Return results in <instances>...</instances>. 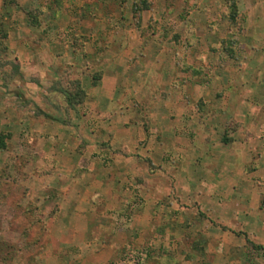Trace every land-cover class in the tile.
<instances>
[{"label": "rangeland", "instance_id": "rangeland-1", "mask_svg": "<svg viewBox=\"0 0 264 264\" xmlns=\"http://www.w3.org/2000/svg\"><path fill=\"white\" fill-rule=\"evenodd\" d=\"M6 1L0 0L1 8ZM15 1L3 10L7 37L0 48L5 143L0 148V264H158L164 228L156 216L149 220L154 230H147L144 187L154 204L147 213L153 215L160 205L169 218L185 215L182 225L193 212L205 221L201 199H221L228 190L239 196L240 189L230 190L228 173L217 171L229 165L225 152L243 142L241 127L251 126L249 118L262 122L264 136V60L258 59L264 55V29L247 24L258 17L264 22V13L237 12L232 22L227 0ZM34 9L43 10L37 28L25 18ZM246 32L258 33L257 41H239ZM21 42L28 57L19 55ZM128 48L131 54L123 62L135 81L139 75L150 77L149 83L130 87L122 100L127 110L105 102L96 108L97 88L115 67L113 52ZM63 53L64 59L52 60ZM70 82L84 92L74 107L59 92L64 86L74 89ZM116 113L129 115L124 126L135 141L128 148L112 145L116 131H109L120 125L112 116ZM115 154L126 157L124 162L135 159L137 171L119 175L117 181L127 185L115 189L130 194L129 207L121 213L111 206L102 215L97 203L69 209L71 199L61 195L73 185L88 186L89 175L99 174L96 166L119 164ZM253 160L242 164L235 158L234 165H243L247 173ZM62 161L67 166L59 175L55 169ZM90 165L95 167L88 171ZM234 176L237 186L240 177ZM251 180L261 187L264 177ZM259 187L244 189L241 196H261L263 202ZM227 225L239 228L237 220ZM254 246L249 261L259 257L264 264V246Z\"/></svg>", "mask_w": 264, "mask_h": 264}, {"label": "crops", "instance_id": "crops-1", "mask_svg": "<svg viewBox=\"0 0 264 264\" xmlns=\"http://www.w3.org/2000/svg\"><path fill=\"white\" fill-rule=\"evenodd\" d=\"M234 1L237 5L236 6L237 12L242 11L243 13H247V14L264 13V0H234ZM1 14L4 17H6L7 15L5 12H3V7L1 8V4H0V15ZM5 19L6 18H4V21ZM260 21L261 19L258 17L256 21H250V20L247 21V24H250V26L253 25V27H255L256 29H261V28L264 29V22H260ZM258 35L259 34L255 32L253 33V36H250L246 32V34H243L241 35V37H238V40L239 41L244 40L246 42L257 41ZM249 37H254V38L251 39ZM47 45L49 44L47 43ZM87 45L88 44L85 43V50L87 49ZM17 46H18L17 50L19 52V55L21 57L22 56L28 57V55L26 54L27 49L25 48V43L24 42L17 43ZM63 50L64 49H62L61 52H63ZM130 51L131 48H128L126 49V51L124 50L122 52L117 51L119 52V54L117 52H113L112 56L115 57L114 60L115 67L113 71H110L109 75L107 74L108 76L107 75L103 76V79L101 80L102 82L100 86L97 88V94H99L98 95L99 101L94 103V105H96V108L99 107L98 105H100L101 102L102 103L105 102V105L109 103L110 105L112 104L113 105L111 106L112 108L121 106L122 108H125L127 110L128 104L123 105L122 100L123 97L129 93L128 91H131L130 87L132 89L133 85H137V84L143 85L145 81H148L149 83L150 77L144 78L139 75H138L139 78L138 81H135L136 78L134 77V75H132L129 72L130 67H128L127 63L123 62V58H126L128 55L131 54ZM64 55L65 54L63 53V55L58 58L57 57L55 58V56L52 55V60L55 59L56 61H59L60 59H64ZM258 59L259 61H263L264 55L259 57ZM116 65L118 67L117 70H115ZM258 74H260V71H258ZM262 75L264 76V73H262ZM156 79H157V84H161L160 75H158ZM258 86L259 85H257V87ZM123 88H125V90L119 96L118 91H120ZM119 102L121 104H119ZM241 104L242 105L247 104L248 106L251 105L248 104V102L245 100H242ZM119 115L120 114L118 113L112 115L116 118V123L120 124L119 127H117L118 129L116 128L117 130H115L114 128L109 131L110 133L116 131V134L113 135L112 145L117 146L118 144H122L128 148L129 145H132L133 140L135 141V139H133L132 135L129 133V129H125L124 126L125 121L129 119L128 118L129 115L127 114V116L125 117H119ZM245 120H246L245 116L239 118V121H241L243 124L246 123ZM248 123H250L251 125L250 127L245 128L243 127L244 125L241 127L244 129L245 132L243 135L241 134L243 137L242 138L243 142L240 145H238V148H236L237 150L233 149L232 151L225 152V154H227V161L229 162V165L226 164L224 168L217 171L225 174L228 173L227 181L230 180L229 181L230 190H235L236 188L240 189L242 192L244 189L253 190V188H257L259 186H256V184H254V182L251 179L252 178L254 179L255 177H259L261 179L264 177V136L262 135L263 132H261L263 131L261 130L262 122L259 120V122L257 123V118L255 117V119L249 118ZM121 127L123 128V130L121 129ZM248 140H251V142ZM60 141L61 143L65 142V138L60 137ZM147 151L145 153H147ZM62 154L64 155V151ZM148 154H150L151 156L155 155L150 151L148 152ZM114 157L116 160L115 162L119 164L115 165L112 168L96 166L99 174L89 175L88 186L83 185L80 188V186L73 185L72 188H69L68 192H64L63 195H61L60 193L58 194L59 196L61 195V197L64 199H71V202H69L70 204L69 209L71 206H75L79 204L84 206H89L88 204L90 203L92 205L97 203L96 207L98 210L96 211H101V215H102L111 206H113V210H116L118 212L121 211L124 212L122 207L124 208L127 206L129 207L128 202L131 200L130 194L129 196L125 193L121 194V192L119 191L115 192V189H118V185H127L123 181L122 182L117 181L118 180L117 177H119V175H121L122 173H127L131 171L132 173H134L135 171H137L135 170L134 167L136 165V163L134 162L135 159L133 157H130V162H128V160L124 162L121 159L126 157L116 154L114 155ZM154 157H157V155ZM249 157L254 159L253 160L254 164L251 165V170L249 169L247 173H246V168L243 167V165L242 166L241 165L236 166V164L234 165V163L236 162L235 158L238 159L239 163L241 162L242 164H244L247 163L246 159ZM63 160H65L64 157ZM65 162L62 161L56 165L55 173H58L59 175L60 174L64 175L62 173L65 172L66 170L65 166H67V163ZM128 165L134 167V169L129 168ZM94 167H95L94 165H90L88 167V171L94 169ZM259 168L262 170L260 174L257 173ZM145 169L143 170L144 172H146ZM105 174L106 176L108 174L109 177L112 179L107 180L105 178ZM235 174H238L240 177V179L238 180L239 182H237L239 186L238 185L234 186L236 182L233 184L234 181L232 179V176L236 177L234 176ZM143 182L145 183V181ZM206 184L209 183L207 182ZM260 184L262 189H264V182H260ZM177 187L179 188L180 184H177ZM75 189H77L76 191L77 194L74 192ZM145 190L147 189H145L144 187L145 196L143 195L144 196L143 198L145 200V204L147 205L146 210L148 212V210H150L149 205H154V204H152L153 201L149 200L151 196H148V192L146 193ZM241 191H239L238 198H235L233 193L229 194L230 191L228 190L226 196H224L221 199L213 198L212 196H207L206 198L201 199L199 203L201 205L206 204V207L205 205L203 206L207 213L205 221L204 218L202 217L200 218L197 216V212L191 213L190 210L191 213L189 214L190 222L187 225H182V222L186 221L185 215L183 216L184 218H182V216L180 215L175 216V214H170L169 215L170 218H169L165 214V209L162 207L160 209V205H158L157 212L154 213L155 216H153L154 214L149 215V213L145 211L146 213V214L144 213L145 220L148 219L147 230L150 231L154 230L153 229L154 226L150 225L149 220H151V218H155L156 216L159 220V223L160 224L162 223L161 226L164 228L162 232V236H164L165 242H162L160 244L163 247V249L161 250L160 256L158 258V264H250V263L261 264L260 260L258 259L259 257H255L256 259L254 258L255 260H252L250 262L248 252L252 250L253 246L256 244L261 245L262 247L260 246V248H263L264 246L263 243L264 227L263 224L261 225L260 223L264 221V215L262 214V212H264V208L262 207V205H264V201L261 202L260 201L261 196L260 197L255 196L254 194H253L254 198L246 199L245 196L244 197L241 196L243 195ZM123 195L125 198H121V196ZM148 197L150 198L148 199ZM73 198H76V201L73 200ZM190 199L193 200L191 197ZM78 208L80 207L78 206L77 209ZM198 220H202V221H200V223H196L198 222ZM230 220L232 221L237 220L239 224V228H234L233 225H232L233 227L227 225V222H229ZM213 222L220 225L221 227H218V225H216V227L212 226ZM114 250L115 249L110 248L108 251L113 253ZM119 250L121 249L119 248Z\"/></svg>", "mask_w": 264, "mask_h": 264}, {"label": "trees", "instance_id": "trees-1", "mask_svg": "<svg viewBox=\"0 0 264 264\" xmlns=\"http://www.w3.org/2000/svg\"><path fill=\"white\" fill-rule=\"evenodd\" d=\"M15 3H16L15 0H7L5 3H3V10H5V8L7 9V7H11L12 5H15ZM226 4H227V7L226 6L225 7L227 8L226 13L228 14V18L232 22H235L236 18H237V7L235 4V1L234 0H227ZM42 12H43V10H41V9L27 10L25 12V18H26L27 24L32 28H37L38 26H40L41 21H40L39 16L42 14ZM2 20H3V16L1 14L0 15V48H2V46H3L2 41L4 39H6V37H7L5 23ZM61 82H59V83H61ZM68 84L73 85L74 89L71 90L70 86H67V87L64 86L61 89H59V92H60V94L63 95L67 105L74 107L75 105L79 104L83 100L84 92L79 87L78 82H70ZM4 147H5L4 139L2 137H0V148L4 149ZM254 247H257V246H254ZM257 248H260V246H258Z\"/></svg>", "mask_w": 264, "mask_h": 264}]
</instances>
